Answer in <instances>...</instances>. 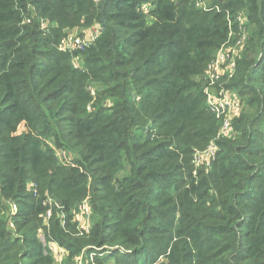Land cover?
I'll use <instances>...</instances> for the list:
<instances>
[{
    "label": "trees",
    "instance_id": "trees-1",
    "mask_svg": "<svg viewBox=\"0 0 264 264\" xmlns=\"http://www.w3.org/2000/svg\"><path fill=\"white\" fill-rule=\"evenodd\" d=\"M148 1L0 0V264H54L38 237L47 196L67 214L83 199L94 209L84 243L55 209L65 264L84 245L131 252L106 256L115 264H264V0H210L219 11L151 0L145 13ZM28 4L36 16L26 23ZM240 10L252 36L227 86L245 109L237 136L195 174L194 150L219 131L204 71L228 39L227 12ZM42 18L59 25L55 37ZM83 18L100 24L99 40L59 50L62 30ZM80 54L83 69L73 65ZM91 81L112 106L88 111Z\"/></svg>",
    "mask_w": 264,
    "mask_h": 264
},
{
    "label": "built area",
    "instance_id": "built-area-1",
    "mask_svg": "<svg viewBox=\"0 0 264 264\" xmlns=\"http://www.w3.org/2000/svg\"><path fill=\"white\" fill-rule=\"evenodd\" d=\"M195 2L197 7L206 11L214 8L220 9L218 6H213L210 0H195ZM142 9L145 13H149L150 7L149 5H143ZM227 15L229 23L228 39L219 49V52L209 61L204 71L206 106L208 111L215 114L219 124V131L205 149L194 150L193 162L197 167L195 174L197 173V169L200 168L199 166L211 167L217 159L219 151L218 141L222 138L235 136L234 119L239 116L242 106L238 94L235 93L233 88L227 85L225 86V83L236 75L238 61L243 56L252 32L249 18L245 13L238 14L234 21L230 18V12H227ZM26 21L30 22L31 20L27 18ZM236 34L239 37L233 43L230 40ZM99 35L100 27H92L83 34L68 32L60 40V50L69 53L79 52L92 45ZM73 62L75 67H82L78 56L74 57ZM89 89L91 90L92 88L90 87ZM136 100H139V98H136ZM87 109L88 111H93L94 108L92 105H89ZM233 132L234 134H232ZM59 154L64 162H70L73 157L69 151L63 149L60 150ZM35 195H38L37 190H35ZM12 205V212L15 214L18 211V206L15 203ZM43 205L45 207V213L43 214L42 229H40L38 235L39 240L44 248L45 254L52 257L54 264H63L59 262L62 261L63 257L69 256V251L56 239L47 234L51 230V222L55 209L59 207V204L52 197L47 196L43 201ZM77 208L76 219L79 221V233H90L93 226L92 217L94 214V209L90 201L85 199ZM91 257H93L92 254ZM77 260L80 261V258H77ZM82 260L83 258L80 264H82Z\"/></svg>",
    "mask_w": 264,
    "mask_h": 264
},
{
    "label": "rangeland",
    "instance_id": "rangeland-1",
    "mask_svg": "<svg viewBox=\"0 0 264 264\" xmlns=\"http://www.w3.org/2000/svg\"><path fill=\"white\" fill-rule=\"evenodd\" d=\"M144 5H149V7H150V5H151V0H149L148 1V3H145ZM221 7V6H220ZM214 9H216L217 11H219L220 9H217V8H214ZM214 9H212V10H214ZM27 10H28V12H26V13H23V18H25L24 19V22H26L27 23V21H26V19L28 18H30L28 15H30V16H36V13L34 12V9H33V7H32V5L31 4H28V7H27ZM33 11V12H32ZM243 13H245L244 11H237V12H234V11H232L231 12V14H230V18H231V20H233L234 21V19H235V17L238 15V14H243ZM246 14V13H245ZM248 18H249V16H248ZM250 19V18H249ZM42 20V27H41V29L43 30V35L44 36H51V37H55V34H56V32H57V30H59L58 28H60L59 27V25L57 24V23H54V22H49V20H47V19H41ZM92 27H100V35H99V37L97 38V40L92 44V45H90L89 47H86L85 49H83V50H80L79 52L81 53V52H84L85 50H87V49H89V48H91L94 44H96V42L99 40V38L101 37V34H102V29H101V26H100V24H98V23H93L92 25H89V24H86V23H84V18H83V20L81 21V22H79V23H76V24H74L73 26H70V27H65L63 30H62V32L61 33H63L64 35L66 34V33H68V32H75V33H77V34H83L84 32H86L87 30H89V29H91ZM250 29H251V32H252V25H251V22H250ZM60 33V34H61ZM62 35V34H61ZM63 35V36H64ZM252 36V35H251ZM250 36V37H251ZM238 34H236V35H234L233 36V38H232V40H230V41H232L233 43L238 39ZM223 45V44H222ZM222 45H221V47H222ZM57 47H58V49L60 50V46H59V44L57 45ZM220 47V48H221ZM219 48V49H220ZM219 49L217 50V52H216V54L219 52ZM245 51V50H244ZM215 54V55H216ZM80 57H78L79 58V60L81 61V63H82V67H79V69H83L84 68V59L82 58V56H81V54L79 55ZM73 61H74V59H73ZM73 65H74V62H73ZM74 67H75V65H74ZM75 68H77V67H75ZM227 85V82L225 83V86ZM92 88L91 90L89 89V88ZM101 86L100 85H98L96 82H94V81H91L90 82V86H89V88H88V90H89V92H90V94L92 95V97H93V102H91V103H89V105H92L93 106V103H97L98 104V106L100 107V108H102V106H107V107H110V106H112V104H113V99L110 97H106V98H104V100L103 101H101L100 99H98V100H96L97 99V97H98V95H97V90H98V88H100ZM93 91V92H92ZM238 97H239V99L241 100V104H242V106H241V108H240V114H239V116H237V117H235V119H234V128H235V121H236V119H238L241 115H242V113H243V111H244V109H245V102L242 100V97L240 96V95H238ZM88 105V106H89ZM87 106V107H88ZM93 108H94V106H93ZM206 108H207V106H206ZM94 110V109H93ZM208 110V109H207ZM212 113V112H211ZM213 114V113H212ZM214 116H215V114H213ZM215 118H216V116H215ZM216 120H217V118H216ZM234 132H235V137L237 136V131H236V129H234ZM234 132L232 133V134H234ZM222 139H224V138H222ZM221 139V140H222ZM209 145V144H208ZM207 145V146H208ZM206 146V147H207ZM218 146H219V150H220V145H219V141H218ZM205 147V148H206ZM205 148H201V149H198V150H202V149H205ZM218 153H219V151H218ZM192 163H193V165H194V167L195 168H197L196 167V165L194 164V162H193V155H192ZM200 168H206V167H204V166H199ZM210 167H208V168H206V169H209ZM35 190H37V192H38V195H35ZM27 192H29V193H32L34 196H36V197H40V193H39V190H38V188H37V186H36V184L35 183H29L28 184V188H27ZM47 198V197H46ZM54 200V199H53ZM85 199H83V200H81L78 204H77V206H75L74 208H72L70 211H69V214H67V213H65V211H62V209H63V206L58 202V201H56V203H58L59 204V207H57L56 208V210H58L59 212H57V218H58V220H60V222H61V224L64 226L65 224H71V225H73L75 228H76V232L74 233V237H76L77 239L76 240H78V241H82L83 243L84 242H86L88 239H87V236H88V234H90V233H86V232H84V233H79V221L76 219V212H77V207H78V205L79 204H81L83 201H84ZM89 200V199H88ZM44 201V200H43ZM90 201V200H89ZM12 204H14V203H12ZM12 204H10V209L13 211V205ZM42 204H43V202H42ZM17 205V204H16ZM43 207H44V205H43ZM45 208V207H44ZM8 211V210H7ZM73 212V213H72ZM15 213V212H14ZM69 218H71V220L69 219ZM42 223H43V221H42ZM92 223H93V217H92ZM41 227H42V225H41ZM40 227V229H42ZM51 228H52V222H51ZM91 232V231H90ZM47 234H49L50 236H51V230L49 231V232H47ZM86 248H82L80 251V253H78V254H76V256L73 258V261H72V263L73 264H80V262H81V259L83 258V260H82V264H115V262H114V260L113 259H109V260H106V256H111V254H114V253H116V252H118V253H120V254H128V252H130V251H128V250H126L125 248H123V247H121L120 249V251H119V249H113V250H109V251H105L104 250V247H98V246H93V247H88L87 245H84ZM116 250H118V251H116ZM131 253V252H130ZM91 254L93 255V257H91ZM69 255H70V253H69ZM65 257H67V256H65ZM68 258V257H67ZM77 258H80V261H78L77 260ZM98 258L100 259V260H98ZM162 262H164V258L163 257H160L159 259H158V261H157V263L156 264H158V263H162Z\"/></svg>",
    "mask_w": 264,
    "mask_h": 264
},
{
    "label": "crops",
    "instance_id": "crops-1",
    "mask_svg": "<svg viewBox=\"0 0 264 264\" xmlns=\"http://www.w3.org/2000/svg\"><path fill=\"white\" fill-rule=\"evenodd\" d=\"M245 13H246V12H245ZM246 15L248 16V14H247V13H246ZM249 21H250V19H249ZM235 93H237V94H238V92H237L236 90H235ZM238 95H239V94H238ZM68 258H69V256H68ZM68 258H67V257H63L61 262H59V261H57V262L65 264V263H66V261L68 260Z\"/></svg>",
    "mask_w": 264,
    "mask_h": 264
}]
</instances>
